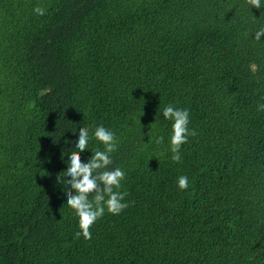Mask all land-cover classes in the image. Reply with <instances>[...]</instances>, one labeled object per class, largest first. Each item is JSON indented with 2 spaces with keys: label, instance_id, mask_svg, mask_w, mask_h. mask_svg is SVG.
Listing matches in <instances>:
<instances>
[{
  "label": "trees",
  "instance_id": "1",
  "mask_svg": "<svg viewBox=\"0 0 264 264\" xmlns=\"http://www.w3.org/2000/svg\"><path fill=\"white\" fill-rule=\"evenodd\" d=\"M261 27L245 0H0V264H264ZM169 104L197 133L179 163ZM98 125L129 207L77 239L65 170Z\"/></svg>",
  "mask_w": 264,
  "mask_h": 264
},
{
  "label": "clouds",
  "instance_id": "2",
  "mask_svg": "<svg viewBox=\"0 0 264 264\" xmlns=\"http://www.w3.org/2000/svg\"><path fill=\"white\" fill-rule=\"evenodd\" d=\"M245 2L256 9L264 7L262 0H245ZM33 11L37 15H44L46 8L41 6L34 7ZM254 41H260L264 35V27L251 33ZM248 35V34H246ZM257 70L252 66V71ZM258 111H264V103L257 106ZM163 118L171 121V134L169 137V146L171 160L179 163L182 160L181 146L188 142L189 136L197 135L194 129H189V110L187 108H178L172 104L166 105L162 109ZM95 138L103 148H96L92 152L87 162H82L79 153L89 149V142ZM154 143L162 144L163 135H156L153 132ZM118 138L116 134L103 125L95 127L92 135L88 127H81L78 132V138L75 141V151L69 153V163L65 170L68 177L67 183L70 191H66V204L78 218L79 231L75 232V238L81 236L85 240L91 239V227L100 219L105 211L112 215L120 214L129 207L125 202L128 195L126 191H121L122 181L126 177L125 171L120 167L109 169L113 163L112 153L117 151ZM177 187L180 190H186L189 187V180L186 175L177 177ZM91 197V199L89 198Z\"/></svg>",
  "mask_w": 264,
  "mask_h": 264
}]
</instances>
